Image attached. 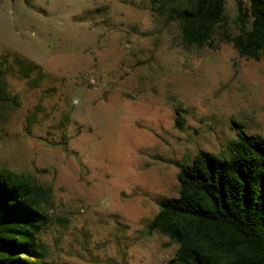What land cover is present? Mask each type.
<instances>
[{"label":"rangeland","instance_id":"rangeland-1","mask_svg":"<svg viewBox=\"0 0 264 264\" xmlns=\"http://www.w3.org/2000/svg\"><path fill=\"white\" fill-rule=\"evenodd\" d=\"M240 5L227 0L210 49L187 47L151 0H0V60L45 75L6 77L18 102L0 168L53 190L39 236L48 262L168 263L178 246L146 225L179 196L181 166L227 155L240 131L264 138V57L224 39L240 33Z\"/></svg>","mask_w":264,"mask_h":264},{"label":"trees","instance_id":"trees-1","mask_svg":"<svg viewBox=\"0 0 264 264\" xmlns=\"http://www.w3.org/2000/svg\"><path fill=\"white\" fill-rule=\"evenodd\" d=\"M31 0H25L30 3ZM153 11L176 22L189 48L214 49L213 37L224 22L227 0H151ZM238 35L227 34L238 54L248 60L264 57V0L240 5ZM0 60V141L17 96L6 88L9 73L41 83L45 75L33 62L13 56ZM33 82V81H32ZM34 87H37L35 85ZM35 113L27 123H36ZM183 127L182 118L177 119ZM227 155L199 153L182 165L177 198L160 203L146 230L178 246L166 264H264V138L240 131ZM53 190L35 177L0 168V264H51L39 240L49 224L44 212Z\"/></svg>","mask_w":264,"mask_h":264}]
</instances>
